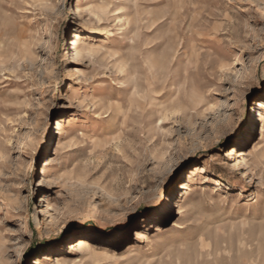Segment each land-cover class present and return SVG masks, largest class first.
Masks as SVG:
<instances>
[{
    "label": "rangeland",
    "instance_id": "374dc122",
    "mask_svg": "<svg viewBox=\"0 0 264 264\" xmlns=\"http://www.w3.org/2000/svg\"><path fill=\"white\" fill-rule=\"evenodd\" d=\"M262 103L264 0H0V264H264Z\"/></svg>",
    "mask_w": 264,
    "mask_h": 264
},
{
    "label": "bare ground",
    "instance_id": "6f19581e",
    "mask_svg": "<svg viewBox=\"0 0 264 264\" xmlns=\"http://www.w3.org/2000/svg\"><path fill=\"white\" fill-rule=\"evenodd\" d=\"M79 38H80V36H77V38H76V40H74L75 42H73V45H74V51L77 53V55L78 56H82V52L79 50ZM262 106L261 107H263V109H264V103H262L261 104ZM62 133L61 132H59V135H61ZM183 190H184V188H183ZM185 190H189V188L188 187H185ZM85 243V242H84ZM80 244V243H79ZM85 246H84V244L81 242V244L79 245V247H78V249H79V251L81 250V249H83Z\"/></svg>",
    "mask_w": 264,
    "mask_h": 264
}]
</instances>
